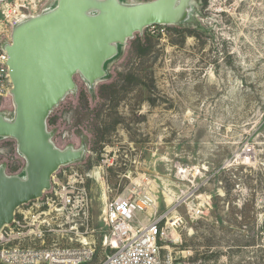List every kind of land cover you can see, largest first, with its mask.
Masks as SVG:
<instances>
[{
    "label": "rangeland",
    "instance_id": "obj_1",
    "mask_svg": "<svg viewBox=\"0 0 264 264\" xmlns=\"http://www.w3.org/2000/svg\"><path fill=\"white\" fill-rule=\"evenodd\" d=\"M57 3L36 0L38 14ZM191 9L182 24L148 28L120 47L93 87L75 77L48 131L57 148L83 150V158L22 208L41 223L26 247L89 238L99 263L105 207L130 189L156 197L159 215L181 197L166 264H264V0H191ZM14 112L12 99L1 102L7 119ZM1 167L24 175L16 140L0 138ZM63 186L75 191L67 208L56 195ZM204 200L206 214L194 216Z\"/></svg>",
    "mask_w": 264,
    "mask_h": 264
},
{
    "label": "water",
    "instance_id": "obj_2",
    "mask_svg": "<svg viewBox=\"0 0 264 264\" xmlns=\"http://www.w3.org/2000/svg\"><path fill=\"white\" fill-rule=\"evenodd\" d=\"M191 0H58L57 5L14 27L8 52L14 118L0 113V138H11L26 160L23 176L0 168V233L19 208L52 189L61 167L80 161L83 150H61L48 131L53 110L77 88L81 76L91 87L107 76L106 64L119 48L153 26L179 25Z\"/></svg>",
    "mask_w": 264,
    "mask_h": 264
},
{
    "label": "built area",
    "instance_id": "obj_3",
    "mask_svg": "<svg viewBox=\"0 0 264 264\" xmlns=\"http://www.w3.org/2000/svg\"><path fill=\"white\" fill-rule=\"evenodd\" d=\"M36 15V0H0V34L5 31L11 33L0 41V104L12 99L13 88L8 66L9 55L3 46L12 43L15 26ZM127 191L109 201L105 207L103 222L107 233L102 240L105 252L97 264H166L163 250L181 219L177 217L171 220V215L182 206L181 197L172 209L159 215L156 197L142 195L137 190ZM71 194H75V191H67L66 186H63L60 193H56L60 195L64 208L71 206ZM36 201L19 208L13 223L1 231L0 264H93L97 247L89 238L77 240L79 246L76 247L33 248L24 245L28 238L36 235L34 230L41 227V223L37 224L36 218L31 217V211L22 210ZM205 203L210 205L204 200V204L193 209L192 214L196 217L205 215ZM149 210H152L151 219L144 223L140 218L141 213L145 212L148 217Z\"/></svg>",
    "mask_w": 264,
    "mask_h": 264
},
{
    "label": "bare ground",
    "instance_id": "obj_4",
    "mask_svg": "<svg viewBox=\"0 0 264 264\" xmlns=\"http://www.w3.org/2000/svg\"><path fill=\"white\" fill-rule=\"evenodd\" d=\"M181 172H184V173H186V171L184 170V171H181ZM188 174V173H187ZM95 176V175H94ZM96 178L98 179V180H100V178H101V176H100V173H96Z\"/></svg>",
    "mask_w": 264,
    "mask_h": 264
},
{
    "label": "trees",
    "instance_id": "obj_5",
    "mask_svg": "<svg viewBox=\"0 0 264 264\" xmlns=\"http://www.w3.org/2000/svg\"><path fill=\"white\" fill-rule=\"evenodd\" d=\"M148 1H152V0H146V2H148ZM53 123H54V122H52V119L50 118V119H49V124L52 125Z\"/></svg>",
    "mask_w": 264,
    "mask_h": 264
}]
</instances>
